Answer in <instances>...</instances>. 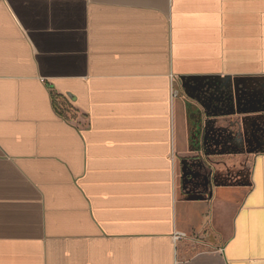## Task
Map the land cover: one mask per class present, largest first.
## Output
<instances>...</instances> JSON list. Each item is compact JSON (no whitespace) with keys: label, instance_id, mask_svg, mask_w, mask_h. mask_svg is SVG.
I'll return each mask as SVG.
<instances>
[{"label":"crops","instance_id":"1","mask_svg":"<svg viewBox=\"0 0 264 264\" xmlns=\"http://www.w3.org/2000/svg\"><path fill=\"white\" fill-rule=\"evenodd\" d=\"M259 85L264 0H0V264H264Z\"/></svg>","mask_w":264,"mask_h":264},{"label":"rangeland","instance_id":"2","mask_svg":"<svg viewBox=\"0 0 264 264\" xmlns=\"http://www.w3.org/2000/svg\"><path fill=\"white\" fill-rule=\"evenodd\" d=\"M214 87H216L217 90L213 88L212 89L215 92H218L219 95L221 94L222 100H225L226 102L233 100L231 91L228 90L227 86H224L220 82H214ZM256 87H257L256 85H253V87L249 86V88H256ZM260 89H263L262 91H259L261 97L263 98L264 97V86L261 85ZM245 92L248 93V91H245ZM236 132L237 131L235 129V131H233L232 134L237 135ZM211 157L212 155L209 157V155H207L206 152L199 153L198 155L182 157L183 158L182 161L184 162L183 164L185 166L183 174H184V179L186 180L187 185L197 184V185H200L201 187H206V185L209 184V182H211L210 184L212 186L214 172L211 171L212 168H208V165L206 164H212L213 162H215V160H217V158L214 157L210 159ZM250 157L251 156L249 154L238 153L236 149H231L229 156L222 157L221 160H224L225 163H227L228 161L230 163V167H231L230 177L231 178L229 179V181H230L231 186H236V187L244 186L245 187L249 183V175H248L249 171L248 170L251 164Z\"/></svg>","mask_w":264,"mask_h":264},{"label":"flooded vegetation","instance_id":"3","mask_svg":"<svg viewBox=\"0 0 264 264\" xmlns=\"http://www.w3.org/2000/svg\"><path fill=\"white\" fill-rule=\"evenodd\" d=\"M211 95V96H210ZM208 96H210V100H218L219 99V93L218 92H215L214 90H212L210 93H208ZM231 145L234 146L233 149H236L238 150L239 147H237V144L236 142H234L233 140L231 141ZM236 146V147H235ZM232 148V147H231Z\"/></svg>","mask_w":264,"mask_h":264},{"label":"water","instance_id":"4","mask_svg":"<svg viewBox=\"0 0 264 264\" xmlns=\"http://www.w3.org/2000/svg\"><path fill=\"white\" fill-rule=\"evenodd\" d=\"M185 88H186L187 90L190 89V88L188 87V85H186Z\"/></svg>","mask_w":264,"mask_h":264}]
</instances>
